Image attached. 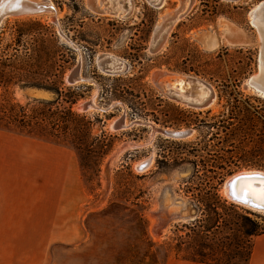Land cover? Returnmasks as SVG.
I'll use <instances>...</instances> for the list:
<instances>
[{"label": "rangeland", "instance_id": "1", "mask_svg": "<svg viewBox=\"0 0 264 264\" xmlns=\"http://www.w3.org/2000/svg\"><path fill=\"white\" fill-rule=\"evenodd\" d=\"M51 1L58 11L55 22L48 16L4 20L0 60L11 75L31 71L21 78L24 82L50 84L62 79L68 99H60L58 106L69 107V100L75 101L72 110L88 122L86 151L81 158L73 151L74 171L81 166L84 206L94 211L84 218L83 240L57 246L56 264H137L148 252L149 241L153 247L142 264L153 263L151 254L158 262L168 255L166 264H176L196 251L210 253L218 263L243 264L255 238L244 235L242 217L264 229V214L231 202L223 194V184L243 171H264L259 153L264 150V99L245 88L246 80L256 74L259 45L247 12L263 0H195L157 54L150 53L155 27L182 0H165L162 10L133 0L132 13L120 19L91 12L86 0H76V5ZM102 1L116 7L114 0ZM225 22L256 43H226ZM20 32L24 47L15 58ZM214 37L219 45L206 48L205 39ZM39 39L49 41L48 47L56 45L54 59L36 62L35 55L25 56V48L29 55L39 48ZM106 53L123 59L128 71L116 76L101 73L96 59ZM76 68L80 80L68 84ZM156 71L210 85L215 103L195 109L169 100L151 82ZM183 85L181 96L198 100L200 84L190 80ZM56 99V94L36 88L0 87V107L13 116H21V107L27 105V114L34 116L42 108L36 101ZM5 125L0 121V127ZM161 130L192 134L172 139ZM141 215L147 221L146 237L138 224ZM217 221V230L205 231ZM179 243L181 253L174 249Z\"/></svg>", "mask_w": 264, "mask_h": 264}, {"label": "crops", "instance_id": "2", "mask_svg": "<svg viewBox=\"0 0 264 264\" xmlns=\"http://www.w3.org/2000/svg\"><path fill=\"white\" fill-rule=\"evenodd\" d=\"M78 167L69 148L0 130V264H56L58 245L86 237L83 221L94 210L84 206ZM249 264H264V234Z\"/></svg>", "mask_w": 264, "mask_h": 264}, {"label": "trees", "instance_id": "3", "mask_svg": "<svg viewBox=\"0 0 264 264\" xmlns=\"http://www.w3.org/2000/svg\"><path fill=\"white\" fill-rule=\"evenodd\" d=\"M62 1V0H61ZM73 4L76 5V0H70ZM39 27H42L40 24H38ZM24 33L20 32V35L18 39H16L14 51L15 54L12 55V57L17 58L18 53H20V47H24L21 44V39L23 37ZM39 48H35L34 50H31L32 54L29 55V51L27 48H25V56H29L31 59L33 55L36 56V62H40L41 60L45 58L54 59L57 54V47L56 45H53L52 47H48L46 44L49 43V41L39 39ZM36 42V44L38 43ZM55 55V56H54ZM1 62V60H0ZM57 63V62H56ZM5 67H8L4 62H1L0 64V87L8 88L10 86L15 85H21L23 88H36L38 90H43L46 92L54 93L58 96V99L55 101L45 102L42 100L36 101V103L41 106L42 108L38 109V113L34 116H29L27 114V107L22 108V114L21 116H13L12 111L9 112V114H6V110L1 109L0 107V115H3V118L0 116V121L5 122L6 125L3 127H0L1 131H7L11 133H16L19 135H23L26 137H30L33 139L46 141L50 143H55L57 145L69 148L76 152L77 154H81V152L86 151L85 141L86 137L88 135L87 130V124L86 118L83 116H80L76 112L72 110L73 104H75V101L69 100V107L64 106L61 108L59 105L60 99H68L67 94L64 92L63 86L64 82L63 80H59L57 82H53L50 84H44V83H35V82H24L21 80L22 77L31 74L32 72L29 70H23L21 73L17 74H9L5 72ZM60 67V66H59ZM26 72V73H25ZM13 80H16L13 82ZM70 98V97H69ZM6 120L8 122H6ZM89 136V135H88ZM70 140L71 142H67ZM262 157H264V150H260L259 152ZM103 155H106L103 153ZM81 158V155H80ZM81 165V164H80ZM81 167V166H80ZM83 169V167H82ZM211 189L217 190L216 187L211 186ZM139 198V197H137ZM92 215V214H91ZM242 219L246 222L241 227L244 230V235L250 238L258 237L262 234H264V229L261 228V226L256 223L255 221H252L250 218L243 216ZM196 221V220H195ZM217 223V224H216ZM215 224L211 226H206L205 231L211 232V230H217L219 228V221H217ZM138 224H141V231L143 236H147L146 230H147V221L141 215L138 219ZM145 240H148L145 238ZM149 250L148 252L142 257L138 258L136 260L137 264H142L146 260L147 257L150 256L151 248L153 247V244L149 241ZM181 246L182 244L179 243L175 246V250L177 253H181ZM152 255V262L154 264H166L168 255L164 257L161 262H158L155 258V254ZM210 253L207 252H200L196 251L193 257H185L183 258L186 261L194 262V263H201V264H236V263H218L215 262V260L211 259ZM251 257V251L247 259L244 260L243 264H249ZM151 263V264H153Z\"/></svg>", "mask_w": 264, "mask_h": 264}, {"label": "bare ground", "instance_id": "4", "mask_svg": "<svg viewBox=\"0 0 264 264\" xmlns=\"http://www.w3.org/2000/svg\"><path fill=\"white\" fill-rule=\"evenodd\" d=\"M32 1V0H29ZM154 3H159L161 0H152ZM195 1V0H194ZM226 2H237V0H223ZM41 2V1H40ZM102 0H96V5L93 7H89V10L97 15H106L108 13L113 14L115 18H124L128 14L129 11H131L134 8L133 1L132 0H114L116 2V7H112L111 5L109 7H106ZM165 3V0H163V5ZM194 3V2H193ZM191 4V0H182V12H185L189 9ZM51 10L48 12L50 16L52 14H56L57 16V8L53 3L50 2ZM88 7V6H87ZM178 7V9L180 8ZM176 10L173 12H170L168 14H165L166 17L163 20V16L161 17L160 21L157 23L152 38L157 35V39L154 42L151 38L150 42V49L154 48L159 42H165L168 38V35L170 34V31L172 28L179 22L180 18L179 15L177 17H174ZM48 16V17H50ZM250 23L252 26H254L257 30L260 36H258L257 44L259 43V50H260V58H259V69L260 73L255 74L251 76V79L249 78V81H246L247 90L253 92L257 96L264 98V61H262V58L264 57V22L259 21L255 22L254 16L252 13L248 16ZM224 41L230 45H251L253 44V40L242 30L237 29L235 26L231 25L230 23H224ZM208 37V36H207ZM213 37V36H212ZM256 43V42H255ZM205 47L207 48H215L219 45L218 39L214 38H207L204 41ZM264 60V59H263ZM96 65L98 70L108 75L105 70H109L111 76H116L122 73L127 67V63L110 53L101 54L97 56L96 59ZM158 72V71H156ZM152 74L151 82L157 87V89L161 92L163 96L166 97V95H176L183 101L187 103H191L194 105H202L203 108L205 107H211L215 103L216 95L213 90V88L198 80L197 78H194L197 84H200L198 87L197 92V101H192L191 99H184V97L181 96L183 89V84L188 81L187 78H190L189 76H181L180 74H172L170 72L162 71L165 75L159 82H154ZM45 94V93H44ZM167 98V97H166ZM90 107V106H89ZM168 131V130H165ZM150 160V159H149ZM142 166V167H141ZM142 170H145V167L147 166L145 163L144 165H141ZM259 179H264V171H257V170H251V171H243L240 173H237L233 175L232 177L228 178L225 181V185L223 186V194L227 199L232 201L235 204L241 205L247 209H250L256 213L264 214V200H261L257 198V196H254L251 191H249V185L252 189H255L257 192L260 191L261 188H264V181H260ZM233 180H237L234 184V186L231 188L232 193L234 194L233 197H230L229 194V184ZM258 182V185H255Z\"/></svg>", "mask_w": 264, "mask_h": 264}, {"label": "water", "instance_id": "5", "mask_svg": "<svg viewBox=\"0 0 264 264\" xmlns=\"http://www.w3.org/2000/svg\"><path fill=\"white\" fill-rule=\"evenodd\" d=\"M41 1V2H40ZM133 1V0H132ZM241 1V0H237ZM50 2L53 3L51 0H0V27L2 26L4 20H6L9 17H39V16H50V14L48 12H50L51 7H50ZM86 6L89 7H93L96 5V0H86ZM145 2L147 4H149L150 6L158 9V10H162L164 5H163V0H161L159 3H154L152 0H145ZM194 0H191V4L190 7L187 11L182 12V7H180L179 9H176V12L174 14V17H177L179 15V18H183L192 8ZM134 4V2H133ZM54 5V4H53ZM134 9V8H133ZM133 9L131 11L128 12V14L126 15L129 16ZM252 13L254 16V20L255 22H259V21H263L264 22V0L263 1H259L257 2L255 5L251 6L247 12V17L249 16V14ZM52 20L55 22L57 19L56 14H52ZM163 16V20L165 19ZM248 24L249 26L255 31L256 33V39L259 35L258 30L252 26V24L250 23V21L248 20ZM157 35H155L152 39L155 42L157 39ZM253 41L255 42L256 39L252 38ZM167 41V40H166ZM166 41L163 42H159L154 48L150 49V53L151 54H157L158 52H160V50L163 48V46L165 45ZM259 58H260V50H259V45H258V53H257V64H256V74L260 73V69H259ZM264 57L262 58V61ZM264 63V62H263ZM128 67L122 71V73H126L128 71ZM108 74H110V72H107ZM175 74V73H171ZM165 74L162 73V71L156 72V74H154L153 79L154 82H159L163 76ZM190 77V76H189ZM251 79V76L249 77ZM249 78L246 81H249ZM188 81H195V79L193 77L187 78ZM79 69L76 68V70H74L72 72V74L69 76L67 83L73 85L74 83L79 82ZM245 88H247V85H245ZM166 97L169 100L178 102L180 104H184L186 106L195 108V109H202L203 106L202 105H194L191 103H187L185 101H183L182 99H180L179 97H177L176 95H166ZM264 99V98H262ZM205 109V108H204ZM160 134L164 135L167 138H172V139H186L188 137L191 136V131H164L161 130ZM232 177V176H231ZM260 181H264V179H259ZM237 180H233L232 182H230L228 190H229V194L230 197H233L234 194L231 191V188L234 186L235 182ZM225 185V183L223 184V186ZM258 185V182L255 184ZM232 202V201H231ZM262 209L264 210V208L262 207ZM260 214V213H259Z\"/></svg>", "mask_w": 264, "mask_h": 264}, {"label": "snow or ice", "instance_id": "6", "mask_svg": "<svg viewBox=\"0 0 264 264\" xmlns=\"http://www.w3.org/2000/svg\"><path fill=\"white\" fill-rule=\"evenodd\" d=\"M249 191H251L254 196H257V198L264 200V188H261L260 191L257 192L255 189H252L249 185Z\"/></svg>", "mask_w": 264, "mask_h": 264}]
</instances>
